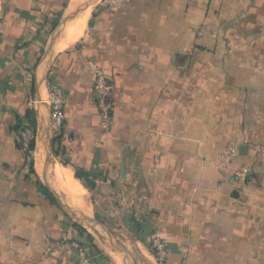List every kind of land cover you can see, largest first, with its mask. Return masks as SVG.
Returning <instances> with one entry per match:
<instances>
[{"label":"crops","instance_id":"0c3cea01","mask_svg":"<svg viewBox=\"0 0 264 264\" xmlns=\"http://www.w3.org/2000/svg\"><path fill=\"white\" fill-rule=\"evenodd\" d=\"M105 1L0 0V264H74L78 237L98 264H159L153 229L168 264H264V0Z\"/></svg>","mask_w":264,"mask_h":264},{"label":"built area","instance_id":"2783aa9c","mask_svg":"<svg viewBox=\"0 0 264 264\" xmlns=\"http://www.w3.org/2000/svg\"><path fill=\"white\" fill-rule=\"evenodd\" d=\"M116 0H106L105 3L113 4ZM95 82L94 91L97 99L100 125L105 134L113 129V118L115 113L114 85L107 72L98 66L94 67ZM50 103L53 121V132L56 140L66 137V114H65V95L63 87L57 81L54 72L50 75ZM21 144L25 149H29L31 143L36 140L35 129L28 125L20 131ZM59 142V141H58ZM237 154L235 148H229L223 154V163L229 164ZM242 177V173L237 174ZM150 247L159 264H168L169 250L168 245L159 230L148 232ZM71 248L73 250L74 264H98V255L95 250L80 237L72 239Z\"/></svg>","mask_w":264,"mask_h":264},{"label":"trees","instance_id":"16d2710c","mask_svg":"<svg viewBox=\"0 0 264 264\" xmlns=\"http://www.w3.org/2000/svg\"><path fill=\"white\" fill-rule=\"evenodd\" d=\"M57 141H59V142H61V141H63V138H59V140H57ZM60 144V143H59ZM31 148H33L34 147V143H31ZM58 153V152H57ZM79 176L80 177H82V178H84L86 181H87V184H88V186H89V188H93V185L90 183V181H89V179L87 178V177H85V176H83V175H81V174H79ZM47 196H49V197H52L51 196V194L49 193V192H47L46 191V193H45Z\"/></svg>","mask_w":264,"mask_h":264},{"label":"bare ground","instance_id":"6f19581e","mask_svg":"<svg viewBox=\"0 0 264 264\" xmlns=\"http://www.w3.org/2000/svg\"><path fill=\"white\" fill-rule=\"evenodd\" d=\"M84 18H85V17H84ZM84 18H83V19H84ZM81 24H82V23H81ZM81 24H80V25H81ZM81 26H82V25H81ZM80 28H81V27H80Z\"/></svg>","mask_w":264,"mask_h":264}]
</instances>
